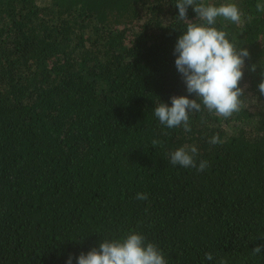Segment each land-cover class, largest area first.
Here are the masks:
<instances>
[{"label": "trees", "instance_id": "1", "mask_svg": "<svg viewBox=\"0 0 264 264\" xmlns=\"http://www.w3.org/2000/svg\"><path fill=\"white\" fill-rule=\"evenodd\" d=\"M176 2L0 0V264H77L133 230L168 264H264V0H203L243 13L214 26L250 53L246 107L191 113L188 133L153 113L196 99L175 67ZM184 145L209 167L169 163Z\"/></svg>", "mask_w": 264, "mask_h": 264}, {"label": "clouds", "instance_id": "2", "mask_svg": "<svg viewBox=\"0 0 264 264\" xmlns=\"http://www.w3.org/2000/svg\"><path fill=\"white\" fill-rule=\"evenodd\" d=\"M175 7L179 10L175 19L186 24V30L175 45V67L181 74L187 93L194 94L196 99L173 96L171 107L159 102L153 113L167 128L183 127L184 132L188 133L192 131L191 113L206 110L209 114L227 120L246 107L240 82L244 75L245 60L250 58V53L246 48L237 49L227 38L228 33L214 26L218 17L239 25L243 13L236 4L214 6L206 5L203 0H177ZM189 7L196 14V22L187 19ZM256 9L264 12V4L257 3ZM250 71L255 72L256 65H252ZM261 77L258 90L264 96V71ZM201 123H204L203 117ZM208 143L216 145L223 141L217 134ZM158 145L162 146V141L153 139V148ZM197 155L195 145H184L170 153L169 163L203 172L209 163L201 160L197 165ZM135 198L147 200L148 195L137 193ZM262 248L264 245L256 247L253 254L259 255ZM205 259L212 261L213 254L205 253ZM66 264H72L71 256ZM77 264H168V261L156 244L148 242L143 234L133 230L120 239H103L98 250L93 248L86 255L81 253ZM218 264L227 262L222 259Z\"/></svg>", "mask_w": 264, "mask_h": 264}]
</instances>
